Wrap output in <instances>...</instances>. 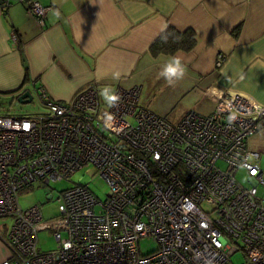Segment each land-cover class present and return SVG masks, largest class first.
<instances>
[{
  "label": "built area",
  "instance_id": "1",
  "mask_svg": "<svg viewBox=\"0 0 264 264\" xmlns=\"http://www.w3.org/2000/svg\"><path fill=\"white\" fill-rule=\"evenodd\" d=\"M14 2L40 24L50 9L0 0V10ZM104 87L91 82L64 102L38 88L43 112L0 113V218L11 219L1 264H235L236 253L240 264H264V171L247 147L264 127V104L210 86L212 112L171 122L140 104L139 86L111 87L114 107ZM87 163L108 185L103 199L76 184L60 192L50 220L38 204L20 206L21 191L68 180ZM42 230L53 249L39 248ZM144 238L154 250L141 251Z\"/></svg>",
  "mask_w": 264,
  "mask_h": 264
},
{
  "label": "crops",
  "instance_id": "2",
  "mask_svg": "<svg viewBox=\"0 0 264 264\" xmlns=\"http://www.w3.org/2000/svg\"><path fill=\"white\" fill-rule=\"evenodd\" d=\"M39 1L50 7L43 24L18 2L0 10V96L11 103L38 88L64 102L95 82L139 86L140 104L171 122L191 109L212 112L214 100L204 93L210 86L264 104V0ZM169 29L192 31L194 45L153 52ZM172 55L182 57L186 74L168 86L159 72ZM247 147L260 157L264 127ZM5 236L0 228V264L10 256Z\"/></svg>",
  "mask_w": 264,
  "mask_h": 264
},
{
  "label": "rangeland",
  "instance_id": "3",
  "mask_svg": "<svg viewBox=\"0 0 264 264\" xmlns=\"http://www.w3.org/2000/svg\"><path fill=\"white\" fill-rule=\"evenodd\" d=\"M32 96V101L20 103L18 105H15V102L11 103L8 97L0 96V112L9 113L11 115H34L43 112L44 107L38 99L37 94L32 93ZM180 110L179 105H176L172 112L178 113ZM170 115H173V113ZM220 165L223 166V163H220ZM259 165L262 171H264V152H260ZM237 178L242 184H248L247 177L242 170L238 171ZM76 184L87 185L88 188L101 199H103L108 192L107 183L96 173L94 167L87 163L76 170L68 180H55L50 181L48 184H35L31 188L21 191L18 194V201L23 209L38 204L43 219L50 220L58 214L57 198L60 192ZM259 192H262L261 187H259ZM10 224V217L0 218V228L4 232L8 231ZM55 245L56 242L51 230H42L38 233V246L41 250L53 249ZM155 247V242L148 238H144L140 241V249L143 253L150 252L154 250ZM231 259L235 264H240L243 260L240 253L234 254Z\"/></svg>",
  "mask_w": 264,
  "mask_h": 264
},
{
  "label": "clouds",
  "instance_id": "4",
  "mask_svg": "<svg viewBox=\"0 0 264 264\" xmlns=\"http://www.w3.org/2000/svg\"><path fill=\"white\" fill-rule=\"evenodd\" d=\"M166 41V37H162ZM186 74L185 65L183 63L182 57L179 55L170 56L161 66V71L159 76L164 79L168 86H175V84L182 80ZM114 79H119L121 73L115 71L112 73ZM101 97L109 106H116L120 100L119 94L115 92L111 87L105 86L101 92Z\"/></svg>",
  "mask_w": 264,
  "mask_h": 264
},
{
  "label": "trees",
  "instance_id": "5",
  "mask_svg": "<svg viewBox=\"0 0 264 264\" xmlns=\"http://www.w3.org/2000/svg\"><path fill=\"white\" fill-rule=\"evenodd\" d=\"M162 37H166V41L162 39ZM195 40V35L190 30L179 33L175 30L169 29L154 42L152 45L153 52L157 49L165 53H174L178 49L188 50L194 45Z\"/></svg>",
  "mask_w": 264,
  "mask_h": 264
},
{
  "label": "water",
  "instance_id": "6",
  "mask_svg": "<svg viewBox=\"0 0 264 264\" xmlns=\"http://www.w3.org/2000/svg\"><path fill=\"white\" fill-rule=\"evenodd\" d=\"M32 99H33L32 93L30 92V90L26 89V90L20 92L16 96L15 105H18L20 103L30 102ZM48 197H50V196H48Z\"/></svg>",
  "mask_w": 264,
  "mask_h": 264
}]
</instances>
